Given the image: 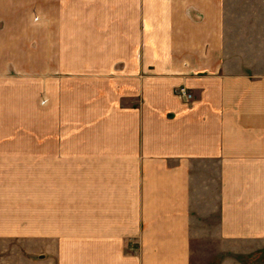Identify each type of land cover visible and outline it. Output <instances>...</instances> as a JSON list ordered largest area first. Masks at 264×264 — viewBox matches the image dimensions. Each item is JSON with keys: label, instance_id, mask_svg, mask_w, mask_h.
<instances>
[{"label": "crops", "instance_id": "0c3cea01", "mask_svg": "<svg viewBox=\"0 0 264 264\" xmlns=\"http://www.w3.org/2000/svg\"><path fill=\"white\" fill-rule=\"evenodd\" d=\"M209 240L264 253V0H0V264Z\"/></svg>", "mask_w": 264, "mask_h": 264}, {"label": "rangeland", "instance_id": "374dc122", "mask_svg": "<svg viewBox=\"0 0 264 264\" xmlns=\"http://www.w3.org/2000/svg\"><path fill=\"white\" fill-rule=\"evenodd\" d=\"M262 1H256L257 5L260 6ZM202 242H194V262L196 264L207 263L212 258L211 254L214 251L212 247V241H204L202 249ZM201 248V249H200ZM242 264H264V253L253 252L252 254L238 256Z\"/></svg>", "mask_w": 264, "mask_h": 264}, {"label": "built area", "instance_id": "2783aa9c", "mask_svg": "<svg viewBox=\"0 0 264 264\" xmlns=\"http://www.w3.org/2000/svg\"><path fill=\"white\" fill-rule=\"evenodd\" d=\"M175 93L186 101L194 100V93L190 91L186 86H180L175 90Z\"/></svg>", "mask_w": 264, "mask_h": 264}]
</instances>
